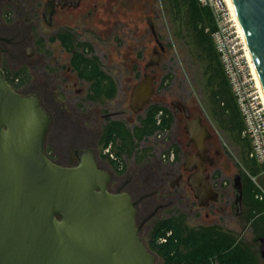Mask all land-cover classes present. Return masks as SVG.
I'll use <instances>...</instances> for the list:
<instances>
[{
    "label": "water",
    "instance_id": "1",
    "mask_svg": "<svg viewBox=\"0 0 264 264\" xmlns=\"http://www.w3.org/2000/svg\"><path fill=\"white\" fill-rule=\"evenodd\" d=\"M264 88V0H233ZM158 43L163 46L155 34ZM155 78L134 85L131 109L143 111L155 93ZM190 118V111L184 108ZM51 116L36 94H22L0 65V264H158L140 237L135 203L127 192L112 193L109 172L93 150L77 151L79 164L61 166L45 152ZM186 132L203 163L190 178L200 206L219 194L203 175L205 141L212 136L196 117ZM235 212L242 214L244 186L234 175ZM264 259V236L259 238Z\"/></svg>",
    "mask_w": 264,
    "mask_h": 264
},
{
    "label": "flooded vegetation",
    "instance_id": "2",
    "mask_svg": "<svg viewBox=\"0 0 264 264\" xmlns=\"http://www.w3.org/2000/svg\"><path fill=\"white\" fill-rule=\"evenodd\" d=\"M82 3L83 0H0V65L4 70L5 77L8 78L14 89L15 72L22 75L32 71L39 74V76L42 75V80L38 77L36 81L32 82L33 86L42 89V93L32 92L30 94H36L39 97L42 105L51 116L50 128L45 137L47 156L61 166L70 167L79 164L77 151L93 150L98 168L112 175L108 185L109 191L112 193L127 192L131 195L132 201L135 203L137 226L141 227L140 237L148 248L153 230L159 221L173 217H161V214L174 202L181 203V200L188 198L187 187L192 191L190 178L200 168H203V163H190L187 161V157L188 159L189 157H195L197 160L202 158L196 143L190 140L186 132V125L188 121L200 117L201 123L207 128L208 126L199 115L193 117L190 112L191 116L188 118L184 111L186 106L183 103L173 102V106L182 111L186 118L184 128L188 141L185 144L186 151H184L183 157L181 156L180 141L173 139L174 142H177H173L177 154H174L171 161H166L164 155L165 159L156 156L157 154L151 159V157H147L145 147L140 146L139 148L137 146L135 150L138 152L139 148L140 154L145 152L144 156H141L140 160L134 158V162L131 163V168L128 171L124 163V155L127 154L124 153L122 163L117 169L106 156L111 157V154H113L115 159L111 158L117 160L119 146L123 143L122 140L117 139L105 147V133L115 122H120L132 130L141 126L142 120L138 125L130 128L128 120L124 116V111L108 107L109 101L115 98L116 93L112 98L105 95L99 97L93 90L95 81L80 77L73 65V58L77 53L85 54L88 58H95L97 64H99V69L107 76L105 82L113 81L117 91L116 80L104 69L100 57L94 52L93 45L81 40L79 34L75 30L67 28L64 22H58L62 14L78 12ZM44 25L49 28L55 26L57 28L53 33H44ZM67 31H70L75 39V49L73 51L67 50L58 38L61 33ZM54 37H56L55 40H53ZM84 42L90 44L93 50L89 51L87 49V51H84L80 46ZM156 42L160 49H154L152 57L144 66V78L146 74L153 76L149 72L161 65L165 46H161L157 38ZM52 46L62 48L66 57L58 55L55 49H52ZM15 68L18 70L15 71ZM153 77L156 80V76ZM18 81H20V78L16 79V82ZM29 81V79L24 78L23 85L29 84ZM85 85H88V87H85ZM102 104L105 105L104 108L100 107ZM97 105L100 108L94 114L91 107H97ZM131 106L132 101L130 109ZM86 111L89 114H85ZM102 111V117L99 118L97 115ZM173 118L174 112L172 111V120ZM172 128L173 122L171 128L166 132L169 134ZM157 137H164L163 133H159ZM62 142L64 144L62 147L63 152L59 156L56 146ZM71 150L73 156H69L68 152ZM203 155L206 157L203 175L206 182H209L219 194V197L217 201H210L204 207L200 206L198 201L197 203L200 208H206L219 214L224 211V205L221 201L224 188L219 180L223 171L218 166L217 159L224 157L225 149L219 137L215 134L212 133V136L205 141ZM60 157L65 158V161L59 160ZM206 215L209 217V213ZM151 221H153L152 230L146 244L144 241V228Z\"/></svg>",
    "mask_w": 264,
    "mask_h": 264
},
{
    "label": "rangeland",
    "instance_id": "3",
    "mask_svg": "<svg viewBox=\"0 0 264 264\" xmlns=\"http://www.w3.org/2000/svg\"><path fill=\"white\" fill-rule=\"evenodd\" d=\"M58 22H64L67 28L73 29L79 34L81 40L93 45L94 52L100 57L104 69L116 80L118 85L115 98L109 101L108 107L124 111L130 128L140 123L146 114V109L151 105H161L168 108L171 113L174 112L173 128L169 134L166 132L162 138L153 136L138 143L139 148L140 146L145 147L147 157L153 159L157 154L156 156L162 158L164 155L166 161H171L172 154H177L174 144L177 142H174L173 139L180 141L182 157L186 151L185 144L188 141L184 128L186 118L182 111L173 106V102L183 103L193 117L201 116L209 130L219 137L225 149L224 157L217 159V164L223 171L219 180L224 188L223 198H221L224 211L216 214L212 210L200 208L198 200L194 198L192 191L187 187L188 198L181 200V203L174 202L161 214V217H181L189 228L219 226L259 250L260 241L256 240L257 236L248 222L246 207L243 205L240 215L235 212L234 175L242 174L246 168L237 155L236 146L229 132L221 126L214 113V104L211 98L212 87L208 84L206 75L207 62L203 59L200 48L190 34L187 11L174 9L170 0H83L78 12L62 14ZM56 28V26L49 28L44 25L43 31L44 33H53ZM154 33L158 35L159 40L165 46L160 67H155L149 72L156 76L154 83L156 90L150 104L143 111L135 113L130 109L132 89L144 78V66L152 57L154 49H160ZM52 49H55L58 55L66 57L62 48L52 46ZM216 53L218 54L217 50ZM16 70L18 69L15 68ZM222 70L223 76L227 80V87L240 112L223 66ZM169 73L172 77L166 79ZM22 77L30 81L29 84L19 87V92L42 93V89L32 85V82L36 81L38 77L42 80V75L39 76V74L30 71L22 74ZM100 107L104 108L105 105L102 104ZM100 107L92 106L91 110L96 114ZM102 113L103 111L97 116L101 118ZM63 146V142L56 146L59 156L63 152ZM139 148L138 152L135 150L133 153L124 155V163L128 171L134 158L140 160V157L145 154V152L140 154ZM68 153L69 156H73L72 150ZM58 159L65 161V158L62 157ZM207 213H209V217H207ZM153 221L144 228L146 244ZM157 263H161L158 256ZM261 264H264L262 257Z\"/></svg>",
    "mask_w": 264,
    "mask_h": 264
},
{
    "label": "trees",
    "instance_id": "4",
    "mask_svg": "<svg viewBox=\"0 0 264 264\" xmlns=\"http://www.w3.org/2000/svg\"><path fill=\"white\" fill-rule=\"evenodd\" d=\"M170 2L174 9L187 11L190 34L207 62L206 75L207 82L212 87L214 113L221 126L229 132L236 146L237 155L246 168L245 172L242 171L244 206L248 222L258 240L264 236V165L250 158V140L242 135L244 120L227 87L221 60L216 53L212 38L216 25L211 10L201 6L198 0H170ZM58 38L67 50L75 49V39L70 31L61 33ZM55 39L56 37L53 38ZM80 46L84 51L93 50L92 46L85 42ZM73 65L80 77L95 81L93 90L96 95L114 97L116 86L111 80L105 82L107 76L99 69L95 58L77 53L73 58ZM170 77L172 75L169 73L166 79ZM5 78L11 84L8 78ZM17 78H20V81L16 82ZM23 82L24 77L21 73L15 72V89L18 90ZM160 112H163L162 123L158 124ZM171 124V111L157 104L146 109L145 117L142 118L139 127L131 130L122 123L115 122L105 133V147L117 139L122 140L123 144L119 146L117 160H113L109 155L106 157L119 169L124 153H133L140 141L169 130ZM148 248L161 259L160 264H261L260 251L245 240L238 239L231 232L216 225L189 228L181 217L159 221L153 230Z\"/></svg>",
    "mask_w": 264,
    "mask_h": 264
},
{
    "label": "built area",
    "instance_id": "5",
    "mask_svg": "<svg viewBox=\"0 0 264 264\" xmlns=\"http://www.w3.org/2000/svg\"><path fill=\"white\" fill-rule=\"evenodd\" d=\"M198 2L212 13L216 25L212 38L244 120L242 135L250 140V158L264 165V96L248 57L249 45L233 19L226 0ZM162 115L163 112H160L158 124L162 121ZM111 157L115 159L113 154Z\"/></svg>",
    "mask_w": 264,
    "mask_h": 264
},
{
    "label": "bare ground",
    "instance_id": "6",
    "mask_svg": "<svg viewBox=\"0 0 264 264\" xmlns=\"http://www.w3.org/2000/svg\"><path fill=\"white\" fill-rule=\"evenodd\" d=\"M226 2H227L228 6L230 8V11L232 13L233 19L235 20L237 26L239 27L240 32L242 33L243 37L247 41V38H246V35H245V32H244L241 20L239 18V15H238V12H237V9L235 7V4H234L233 0H226ZM247 45H248V41H247ZM248 57L251 60V65H252V68H253V72H254L257 84L260 87L261 91L263 92V96H264V88H263V85H262L258 70H257V68L255 66V63H254V60H253V57H252V54H251L250 47L248 49Z\"/></svg>",
    "mask_w": 264,
    "mask_h": 264
}]
</instances>
